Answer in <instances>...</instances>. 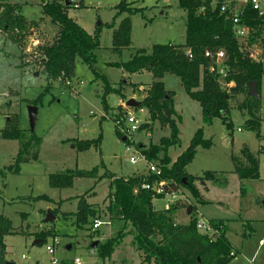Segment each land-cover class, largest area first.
I'll return each instance as SVG.
<instances>
[{"label":"rangeland","instance_id":"374dc122","mask_svg":"<svg viewBox=\"0 0 264 264\" xmlns=\"http://www.w3.org/2000/svg\"><path fill=\"white\" fill-rule=\"evenodd\" d=\"M5 1L17 5L21 15L32 25L25 31H14L20 37L16 43L0 32V130L9 119H13L24 137L28 138L31 131L27 108L30 105L26 100L36 99L49 83L35 65L33 54L36 48H30V45L38 39L39 42L50 43L57 33V26L42 14L40 0ZM67 1L69 17L88 34L92 35L97 28L100 29L99 48L95 52L93 68L114 88L124 81V99L117 94H109L106 98L109 111L104 112L101 105V79H96L92 71L76 59L73 76L50 82V92L41 96L36 106L33 133L40 139L38 160L22 164L18 174L4 171L5 167L12 164L19 143L3 140L0 136V214L8 218L13 229V234L4 238V261L10 264H50L51 257L46 251V247L50 246L54 248V256L60 262L67 260L72 263L78 257L81 264H142L141 254L131 245L132 230L128 225V234L110 258L101 260L91 249L94 241L106 242L122 224L115 220V216L110 219L106 209L109 179L102 178L97 182L95 178H78L74 179L71 187L58 189L49 186L48 177L65 170L90 171L95 167L98 178L105 172L124 179L148 174L144 163L138 161L131 164L129 158H139L142 150L158 145L161 138L168 137L169 130L157 122L152 123L148 113L144 112L142 115L137 114L140 122L143 121L140 129L129 135L124 128L127 123L122 121L118 126L122 137L118 138L115 122L109 114H125L129 109L125 102L129 99L142 101L152 76L148 71L129 75L108 64L125 62L137 50L149 52L154 45L183 46L185 11L178 6V0ZM121 2L134 3L143 9V13L130 17V45L120 52H113L112 29L107 28L106 24L111 23L116 12L114 8ZM124 16L115 19L114 29ZM66 80L76 88L75 96L67 93ZM162 80L164 88L174 93L173 107L176 116L180 117L177 121L179 144L168 149L169 164L163 165L158 159L152 161L158 160L162 168H169L171 160H175L187 148L195 131L202 129L203 137L211 141V146L208 149L198 148L185 171L192 177H202L208 171L216 173L217 178L226 179L223 184L213 181L195 183L199 193L210 203L197 206V213L191 208L177 209V214L173 212L172 215L174 223L186 224L191 215L204 224L208 220H222L227 226L225 236L236 252L230 263L264 264V77L259 95L260 110L254 113L260 119L259 138L255 132L244 128L249 119L247 110L241 112L237 108L245 96L236 95L228 99L231 130L219 118L204 126L199 104L186 95L178 78L168 74ZM79 83H82L81 86ZM99 136L98 148L77 151V142L96 140ZM122 138L127 142H122ZM243 151L258 159L257 179L240 180L233 173L231 158H240ZM158 156L161 158L162 155ZM179 190L186 198L179 202L193 205L189 193L183 188ZM40 195L46 196L48 200H35ZM83 195L88 204L98 209L96 219L108 221L110 225L103 224L94 231L91 220L87 226L76 227L71 214L76 212L79 198ZM169 204L174 203H168L166 197L153 200L156 210H164ZM49 212L53 220L44 223ZM63 214L68 216L63 217ZM260 242L263 244L260 245Z\"/></svg>","mask_w":264,"mask_h":264},{"label":"trees","instance_id":"16d2710c","mask_svg":"<svg viewBox=\"0 0 264 264\" xmlns=\"http://www.w3.org/2000/svg\"><path fill=\"white\" fill-rule=\"evenodd\" d=\"M40 2L42 14L57 26V33L50 43L40 42L36 46L35 65L41 69L49 83L36 99L26 100V103L30 106H37L40 97L50 92V82L73 76L74 63L76 59H79L92 71L96 79H101V105L103 111L108 113L107 96L113 93L124 99L122 90L123 84L126 85V83L120 81L119 86L114 88L103 75L93 68L96 61L95 52L99 48L100 29L97 28L92 35L88 34L69 17V5L65 6L60 0H40ZM200 5H202V0H178V6L185 11V41L183 46L177 48L189 49L194 60L189 61L183 51L171 45H154L149 52L144 49L137 50L125 62L108 64L129 75L143 71L151 74L152 81L148 86V91L136 109H145L149 120L152 123H159L161 127H166L169 135L161 138L158 145H151L148 149L142 150L140 154L147 160L158 159L163 165L170 163L168 149L179 144L177 121L180 117L176 116L173 107L174 93L167 91L162 83L163 77L168 74L177 77L186 95L199 104L201 121L204 126L210 125L213 119L219 118L227 129L231 130L228 99L236 95L245 96L242 104L237 107L241 112L247 110L249 114L244 128L255 132L256 136L260 137V119L255 117L254 113L260 110L259 95L261 81L264 77V66L261 63L250 61L247 55L239 49L240 46L234 39L229 20L217 11L198 15L197 9ZM114 9L116 10L115 15L106 27L112 29L113 52H120L130 45V17L142 14L143 9L135 6L134 3L126 2L119 3ZM122 15H125L124 18L114 29L115 19ZM242 22L254 31L250 38V42H254L264 28V17L257 16L248 8L242 17ZM31 25L21 15L17 5L0 0V32L8 35L7 38L16 43L20 37L18 38L14 31H25ZM261 42L264 41L261 40ZM205 50L224 52L228 69L225 81L234 83L228 94L223 91L215 77L206 73L205 62L202 60V53ZM249 82L256 83L258 97L249 94L247 86ZM109 115L115 125L118 122L119 126L123 121L124 112L117 114L111 112ZM8 121L7 125L0 130V136L3 140L17 141L19 149L12 164L5 167L4 171L18 174L22 164L38 160L37 148L40 139L33 132L25 138L16 122L13 119ZM117 125L115 134L121 138L122 135ZM124 142L127 140L125 139ZM99 144L100 136L96 140L79 141L75 147L77 151L84 152L91 147L98 148ZM210 146L211 141L203 137L202 129H197L187 148L175 158L170 167L161 168L160 177L147 174L124 179L116 178L105 172L98 178L97 167H95L90 171L71 169L52 174L48 177V184L51 188L64 189L71 187L74 179L78 178H95L97 182L102 178L110 180L107 194L109 202L106 209L110 219L115 216V220L121 221L122 224L113 236L104 243H98L93 249L101 260L110 258L117 246L121 244L125 235L128 234L126 231V225H128L132 230L131 245L141 254L142 264H228L235 257L236 252L225 236L227 226L224 221H208L211 233H202L197 229L196 216L191 215L186 224H176L172 217L173 212L179 208H191L197 213V206L209 204L199 193L195 183L213 181L223 184L226 181L224 177L217 178L216 173L208 171L204 172L202 177H192L185 171L198 148L208 149ZM158 154L162 155L161 158ZM231 159L234 165L233 173L240 180L258 178V159L251 153L243 151L240 158L232 157ZM159 181L167 182L164 186L166 191L176 192L179 188L185 189L194 204L175 202L169 204L164 210H156L153 200L164 197L153 191L143 190L140 186L143 182L152 184ZM241 193H243L242 188ZM35 200H48V198L40 195ZM97 214L98 209L88 204L83 195L79 198L76 212L71 215L75 219L76 227L81 228L89 225L91 220L93 223ZM62 216L68 215L63 214ZM11 234H13V229L10 221L0 214V264H5L4 238ZM61 264L72 263L62 260Z\"/></svg>","mask_w":264,"mask_h":264},{"label":"built area","instance_id":"2783aa9c","mask_svg":"<svg viewBox=\"0 0 264 264\" xmlns=\"http://www.w3.org/2000/svg\"><path fill=\"white\" fill-rule=\"evenodd\" d=\"M248 8L251 11L255 12L257 16L264 17V0H202V5L198 7L197 14L205 15L208 12L217 11L220 15L224 16V18L226 20H229L231 24L232 34L234 36V39L240 46L239 49L245 55H247L250 61L254 63H261L264 66V42H261V40L264 41V28L262 29L260 36L254 42L251 43L250 38L254 31H252L251 28H249L246 24L242 22V17L244 16V13ZM39 43V39L37 41H32L30 48H36ZM178 49L183 51L184 55L188 58L189 61L194 60V57L189 49L177 48V50ZM202 60L205 62L204 69L206 70V73L215 77L217 83L221 86L223 91L228 94L230 92V88L234 86V83L232 81H225L228 69L226 65L227 59L224 52L222 50H205L202 53ZM64 84L66 86L67 93H69V95L75 96L76 88L71 85L70 81L66 80ZM81 84L82 83H79V86H81ZM129 109H127V111L125 112L123 121L124 123H127V126L124 128L126 132L130 135L133 132L138 131L143 123V121L140 122L139 118L137 117V114L142 115L146 111L143 108ZM117 124L118 122H116V125ZM126 150H128V148ZM138 161L144 163L148 175L160 177L162 167L160 166L158 161L155 162L152 160H147L145 156L141 154L139 155V158H129V162L131 164H135ZM166 183L167 182L164 181L154 182L152 184L143 182L140 187L143 190H150L157 195H162L163 197H166L168 203H175L179 202L180 200H186L185 196L179 189H177L176 192L166 191L164 189ZM103 224L110 225V222H102L96 219L92 223V229L96 231ZM197 229L202 230V233H209L210 231L208 224H204L201 221L197 223ZM262 244L263 243L260 242V245ZM46 251L51 257L50 264H61V262L54 256L55 251L53 247L47 246ZM22 259H25V257H22ZM72 264H81V260L78 257H75L72 260Z\"/></svg>","mask_w":264,"mask_h":264},{"label":"water","instance_id":"95a60500","mask_svg":"<svg viewBox=\"0 0 264 264\" xmlns=\"http://www.w3.org/2000/svg\"><path fill=\"white\" fill-rule=\"evenodd\" d=\"M64 5L68 6L69 2L66 0L64 1ZM34 76H37V73H34ZM248 90H249V94L255 97H258V94L256 92V83L255 82H249L248 83ZM139 102L135 101L134 99H129L125 102V106L127 108H136L138 107ZM28 120H29V125H30V131L33 132L34 129V124H35V119H36V114H37V107L36 106H28ZM122 142L125 141L124 138L121 139ZM51 220H53V216L51 215V213H47V216L44 218L43 222L44 223H48ZM98 245L97 241H94L91 244V249H95ZM68 249V247H67ZM5 264H10V263H5Z\"/></svg>","mask_w":264,"mask_h":264},{"label":"crops","instance_id":"0c3cea01","mask_svg":"<svg viewBox=\"0 0 264 264\" xmlns=\"http://www.w3.org/2000/svg\"><path fill=\"white\" fill-rule=\"evenodd\" d=\"M69 15V14H68ZM162 83H163V80H162ZM163 86H164V83H163ZM176 112V111H175ZM174 160H171V163L173 162ZM258 175H259V167H258ZM204 187H205V184H204ZM204 197V196H203ZM205 199V198H204ZM206 201H208L207 199H205ZM209 202V201H208ZM210 203V202H209ZM197 211V210H196ZM189 212V211H187ZM175 213L177 214V212L175 211ZM210 221V220H208ZM176 224H179L178 222H176ZM227 238V237H226ZM228 240V239H227ZM230 243V242H229ZM228 264H231L230 262Z\"/></svg>","mask_w":264,"mask_h":264}]
</instances>
